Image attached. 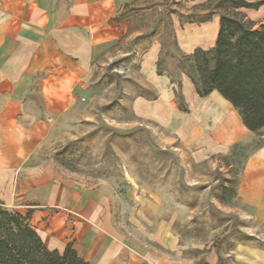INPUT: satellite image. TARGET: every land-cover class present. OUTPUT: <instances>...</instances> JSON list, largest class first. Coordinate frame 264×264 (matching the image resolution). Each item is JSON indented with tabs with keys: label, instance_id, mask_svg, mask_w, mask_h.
Returning a JSON list of instances; mask_svg holds the SVG:
<instances>
[{
	"label": "crops",
	"instance_id": "1",
	"mask_svg": "<svg viewBox=\"0 0 264 264\" xmlns=\"http://www.w3.org/2000/svg\"><path fill=\"white\" fill-rule=\"evenodd\" d=\"M59 1L0 0V203L28 213L29 226L47 249L61 252L70 244L91 264H196L200 256L192 242L181 243L176 215L162 217L159 204L146 199L135 202L132 218H120L113 195L69 180L44 151L53 127L89 95L94 61L125 34L117 17L133 0ZM240 11L256 26L264 24V3ZM212 20L208 46L194 42L205 41L206 23H187L181 30L182 37L192 31L182 38L185 53L214 45L218 17ZM160 53L154 42L143 54L137 76L149 95H135L131 108L169 133L191 165L224 167L235 146L264 139V128L259 135L251 132L217 90L200 96L185 74L179 107L176 83L168 73H157ZM234 198L227 209L242 220L246 234L258 236L253 226L264 224V143L245 157ZM242 237L230 234L229 249L225 239L213 242L204 263L229 264L233 258L264 264V247L238 241Z\"/></svg>",
	"mask_w": 264,
	"mask_h": 264
},
{
	"label": "rangeland",
	"instance_id": "2",
	"mask_svg": "<svg viewBox=\"0 0 264 264\" xmlns=\"http://www.w3.org/2000/svg\"><path fill=\"white\" fill-rule=\"evenodd\" d=\"M70 1L59 3L67 5ZM203 1L133 0L126 4L117 17L125 34L94 61L89 95L53 127L44 145V151L69 180L113 195L120 218H132L135 202L146 199L159 204L162 217L176 215L175 230L181 243L192 242L194 254L200 256L196 264H206L204 255L215 241L225 239L226 249L233 248L230 234L243 235L238 240L242 243L264 247V224H254L258 236L246 234L242 220L227 209L236 204L234 191L245 157L264 139L235 146L224 159V167L193 166L169 133L133 114L131 99L138 94L149 95L137 75L143 54L154 42L161 45L163 72L170 78L174 72L173 79L181 83L184 73L175 69L178 50L186 52L182 38L191 37L192 32L182 37L181 30L189 18L202 14L196 6ZM213 26L204 28L205 41L194 42L208 46ZM0 210L26 214L1 203ZM130 225L124 223L129 232ZM227 260L239 264L233 258Z\"/></svg>",
	"mask_w": 264,
	"mask_h": 264
},
{
	"label": "trees",
	"instance_id": "3",
	"mask_svg": "<svg viewBox=\"0 0 264 264\" xmlns=\"http://www.w3.org/2000/svg\"><path fill=\"white\" fill-rule=\"evenodd\" d=\"M264 0H205L196 8L202 14L188 23H202L218 15V31L213 46L178 50L176 71L189 77L200 96L217 90L235 107L243 124L254 134L264 128V24L256 23L239 9L257 8ZM164 71L160 57L157 73ZM175 73H171V80ZM180 87V80H176ZM181 107V93H176ZM24 216L0 210V264H91L81 259L70 244L60 252L45 247L41 237ZM216 246V241L214 242Z\"/></svg>",
	"mask_w": 264,
	"mask_h": 264
}]
</instances>
